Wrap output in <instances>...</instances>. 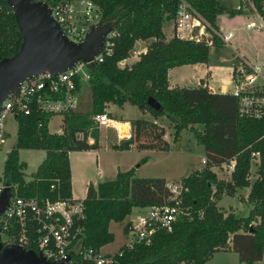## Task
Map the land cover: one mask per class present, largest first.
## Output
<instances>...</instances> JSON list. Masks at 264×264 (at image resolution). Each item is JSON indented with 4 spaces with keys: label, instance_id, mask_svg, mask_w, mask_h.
<instances>
[{
    "label": "trees",
    "instance_id": "16d2710c",
    "mask_svg": "<svg viewBox=\"0 0 264 264\" xmlns=\"http://www.w3.org/2000/svg\"><path fill=\"white\" fill-rule=\"evenodd\" d=\"M46 2L49 6L58 0H33ZM101 12L102 25H110L115 36L110 55L101 63L90 66L91 108L87 112L75 111L63 116L61 134H51L48 123L52 116L32 114L17 115V141L7 154L2 180L17 185L19 196L39 197L51 200L69 199L71 194L70 152L98 150L101 131L94 116L105 112L109 105L135 106L154 118H166L177 141L183 131L193 134L196 142L206 148V158L216 160L211 153L207 134L196 126H213L233 107L234 116H227L232 138L225 143L232 150L227 158L237 157L232 182L220 181L207 167L195 170L181 181L188 187L183 207L190 217H180L171 233L157 232L149 245L138 244L132 250H124L116 264H206L214 254L234 251L241 264H255L264 259V121L241 119L237 126L235 101L231 96L213 95L202 85L198 87H169L168 72L177 67L206 64L210 47L205 42L169 39L164 27L174 23L180 0H93ZM197 11L214 30L219 31L218 18L227 12L232 16L242 14L227 9L218 0H184ZM258 12L264 15V0H251ZM0 61L12 57L22 44L13 9L7 0H0ZM138 41L147 42V50L131 65L119 67L128 59ZM150 41V42H149ZM214 47L223 41L213 37ZM152 98L159 106L154 110L148 105ZM149 137L148 145L136 147L134 134L128 140L112 145L113 150L132 149L167 150L163 140L164 131L153 134L157 126L144 122H132ZM126 131V130H122ZM83 138L79 139L78 136ZM92 137L94 143L86 139ZM20 150H38L45 158L29 181L24 178L25 164L19 159ZM261 154L259 178L251 184L247 177L251 171V156ZM222 155L224 151H218ZM213 160V161H214ZM146 159L141 160V163ZM217 162V161H216ZM166 180L160 178H137L135 169L119 171L112 181L89 185L85 206V237L83 245L93 249L114 241L109 232L111 222L122 223L134 208L144 209L166 203L169 196ZM251 187L248 202L252 208L247 217L234 212L225 213L218 202L223 195L234 196L239 189ZM216 189V190H214ZM214 190V191H213ZM124 227V231H125ZM123 249V248H122Z\"/></svg>",
    "mask_w": 264,
    "mask_h": 264
},
{
    "label": "built area",
    "instance_id": "2783aa9c",
    "mask_svg": "<svg viewBox=\"0 0 264 264\" xmlns=\"http://www.w3.org/2000/svg\"><path fill=\"white\" fill-rule=\"evenodd\" d=\"M47 4L46 2H44ZM252 5V6H251ZM240 4L235 10L245 12L253 8L259 19L257 28L264 29V15L260 14L253 3ZM51 16L58 24L62 34L74 43H81L92 27L101 21V12L93 0H58L49 6ZM1 9V5H0ZM249 28L253 27L251 24ZM115 36L110 32L104 39L100 52L91 62L78 61L73 68L64 73L53 75L45 72L26 79L19 84L17 91L10 93L0 107V149L3 145L6 121L17 115L61 116L78 111L80 94L88 87L90 66L101 63L110 55ZM172 36L180 41L205 42L213 47V37L217 36L225 45H230L232 34L222 35L210 27L208 22L187 2L180 0L173 23ZM135 49L130 56L139 60L145 53ZM129 57L128 59H130ZM119 63L124 67L127 60ZM261 68L252 65L240 55L236 56L234 87L230 96L235 101L237 126L241 119L264 121V83ZM98 127L112 128L118 135L120 129L104 112L94 116ZM17 123V122H16ZM79 139L83 136L79 135ZM92 145V137L86 139ZM237 157L219 167L218 162L202 158L203 168L223 169L233 175L236 171ZM251 164L259 169L260 152L251 156ZM5 187L11 190V196L5 210L0 215V240L5 245H17L26 250H33L43 255L47 261L60 262L69 257L63 264H116L124 250H132L136 245H149L157 232L171 233L178 218L190 217L188 208L183 207V199L188 187L181 181H166L168 191L166 203L141 209L125 225V245L116 254H103L101 249L83 245L85 237V206L83 201L69 199L51 200L49 198L23 197L17 192V185L2 181L0 194Z\"/></svg>",
    "mask_w": 264,
    "mask_h": 264
},
{
    "label": "rangeland",
    "instance_id": "374dc122",
    "mask_svg": "<svg viewBox=\"0 0 264 264\" xmlns=\"http://www.w3.org/2000/svg\"><path fill=\"white\" fill-rule=\"evenodd\" d=\"M219 3L222 6H225L227 9H232L239 4V0H219ZM251 5V4H250ZM252 6V5H251ZM245 12H253L257 14L256 11L251 8L247 9ZM225 18H228L227 12L223 14ZM245 14H239V16ZM242 21L244 18H241ZM253 19V18H252ZM250 21L254 22V19ZM245 27L244 25L241 28ZM173 30V23L169 24L166 27V32H168L169 36ZM254 33V31L252 32ZM251 32H245L243 29L239 32V38L246 40L251 46L249 49L256 55L259 52V58L261 60V73H264V36L260 38H254V34ZM264 35V34H263ZM172 37V35H171ZM141 45H136L134 49L139 51ZM214 47V46H213ZM213 47H210L213 48ZM217 49V48H216ZM231 58L230 51L228 49H224L222 53L214 54L212 53L210 56L209 66H220L221 68L230 67L234 61L228 63H221L222 57ZM131 57V56H130ZM134 57V55H133ZM131 57L130 60L125 63V65H131L132 62L136 59ZM124 65V66H125ZM122 68V66H121ZM261 82V81H260ZM91 108L90 101V92L88 87L84 89L80 94V101L78 106V111L87 112ZM233 107L226 110V114L220 119H217L216 124L213 126H196L199 131L205 132L207 134V139L209 148L211 153H214V157H217L216 160L219 167L222 168L223 164H226L231 160V158H227L226 154L228 151L232 150L230 147H227L225 143H229L232 138V129L229 126V122L227 116H234ZM62 117L55 116L50 119L49 128L52 132H59L61 130L62 125ZM146 122H152V118L147 116ZM144 122V123H146ZM169 122L166 118H164V122L162 126L167 131L166 133V143L167 150H160L157 147L150 149V152H156L154 155L150 156L149 162L141 163L139 161L136 166L139 167V172L137 173L138 177L142 176H150V177H164L167 181H177L182 178L187 177L189 173L197 168L203 167L201 163V159L206 156V148L203 145H200L196 142L193 134L189 131H183L178 138L177 141L174 140V131L173 128H168ZM146 125H151L147 124ZM101 131V142L102 146L108 145L111 148V144L116 142L117 134L111 128L99 127ZM157 126L154 130H151L153 134L159 133V131L163 130ZM131 135L134 134L136 141L138 142L137 146L133 147H146L148 145V139L146 132L142 130L140 127H130ZM3 145L0 149V184L2 183V173L4 162L6 160L8 152L15 147L17 141V123L13 117H9L6 121L5 127V135H4ZM123 137V136H122ZM218 151H224V154H217ZM102 157H105L106 160H126L130 159L132 154L122 153V154H111L101 151ZM19 159L21 162L25 164L24 169V178L26 181H29L33 174L36 172L37 167L40 165L42 160L44 159V152L38 150H20L19 151ZM214 169V174L217 175L220 181H224L225 183L232 182L234 174L231 176L224 172L223 169ZM102 169V167H100ZM201 168L199 171H202ZM213 171V169H212ZM259 178V168L256 165H252L251 171L247 177V180L253 184ZM251 188V187H249ZM216 190V189H214ZM213 190V191H214ZM249 189L243 188L239 189L238 192L234 196L223 195L224 198L220 202V209L225 213L234 212L239 217H247L252 208V205L248 202V197L246 199V195L248 194ZM226 196V197H225ZM249 196V195H248ZM138 213L132 212L128 215L122 223L111 222L109 224V232L114 235V241L104 247L101 248V252L103 254H116L126 243V235L124 234V227L126 223L134 218Z\"/></svg>",
    "mask_w": 264,
    "mask_h": 264
},
{
    "label": "crops",
    "instance_id": "0c3cea01",
    "mask_svg": "<svg viewBox=\"0 0 264 264\" xmlns=\"http://www.w3.org/2000/svg\"><path fill=\"white\" fill-rule=\"evenodd\" d=\"M248 3L251 4L252 1L239 0V4L237 5L240 4L247 5ZM236 7L232 9L234 10ZM242 14L245 15L232 16L230 14H227L228 18L223 17L224 16L223 14L219 16L218 26L220 33L222 35H227L229 33L232 34L230 45L223 44V46L220 48L217 47L211 48L209 53V60L206 64L187 65L169 70L168 81L170 88L198 87L202 85L213 95L229 96L230 91L234 87V71H235V63H236L237 55L242 56L252 65L260 67L262 70V67L260 66L261 57L259 58L258 55L259 52H257V54L255 55L249 49V46L251 45L246 40L239 38V32L241 31V29H243L245 32H251V33L254 31V33H252L254 34V38H260L264 36L263 35L264 29L259 30L257 28V25L259 24V19L257 17V14H254L253 12H242ZM241 18H244L243 21ZM252 18L254 19V22L250 21ZM250 24L253 27L249 28L248 26ZM243 25L245 27L241 28V26ZM167 26L168 25L164 27L163 31L164 34L166 35V38L169 39L171 38L173 30L169 36L168 32H166ZM138 44L141 45L139 50H141L142 52H144L145 49H147V44H148L147 42L138 41L135 44V46ZM224 49H228L230 51V56L232 57L231 58H227L226 56L222 57L221 63H228L234 61L233 64L230 65V67H224V68H221L220 66H214V67L209 66L211 54L222 53ZM129 60L130 59H128L127 62ZM136 61H138V59H135L132 63ZM262 76L263 78H261V83H264L263 72H262ZM105 113L108 115L109 118L113 120L114 123L118 125V129L120 125L126 126L125 135L122 133L118 135L116 130L113 129L114 132H116L117 134V139L116 142L111 144V147L114 144H119L121 141L128 140L131 136L130 133L131 123L146 122L145 120L147 119V116H150V118H152V122H146L147 124L159 126L160 128L164 129V127L162 126V123L164 122V118H154L150 114L146 112H141L135 106H132L128 103L123 105L122 107H118L116 105H109L105 109ZM62 126H63V121L61 125V130L59 132H52L49 128V123H48L49 133L58 134V135L61 134ZM170 127L172 128V126L168 124V128ZM163 133H164L163 140H165L167 131L165 130ZM99 145L100 148L98 150L69 153L68 158H69L70 171H71V194H72L71 198L75 200L83 201L86 197V192L89 185H93L94 187H97L101 183L114 180L119 171L126 172L129 171L130 169H135V177L137 178H146V179L160 178L167 181V179L164 177L161 178V177H150V176H142V177L137 176V173L139 172L140 169L139 167H141V166H136L137 163L143 159H146V162L144 163L149 162L150 156L154 155V153L156 152H150L151 150H147V149H138V150L132 149L128 151L113 150L112 148H109L108 145L102 146L101 140ZM101 151L111 154L129 153L132 154V156L130 159H126V160H120V159L106 160L105 157H102ZM44 158H45V153H44ZM100 167H102V169H100ZM201 168H197L195 170H200ZM248 189L249 191L248 194L246 195V199L251 191V188ZM223 198L224 196L222 197V199ZM221 200L218 202L219 207ZM140 211L141 209L139 208H134L132 210V212H137V213ZM206 264H241V262L239 255L234 251H222L214 254L213 257L209 261H207ZM255 264H264V259Z\"/></svg>",
    "mask_w": 264,
    "mask_h": 264
},
{
    "label": "water",
    "instance_id": "95a60500",
    "mask_svg": "<svg viewBox=\"0 0 264 264\" xmlns=\"http://www.w3.org/2000/svg\"><path fill=\"white\" fill-rule=\"evenodd\" d=\"M22 35V44L12 57L0 61V107L6 97L17 91L19 84L29 78L48 72L61 74L73 68L78 61L91 62L100 52L110 25L97 24L91 28L81 43H74L64 36L44 2L33 0H7ZM148 105L159 110L152 98ZM11 196L9 187L0 194V215ZM50 262L33 250L17 245H3L0 240V264H63Z\"/></svg>",
    "mask_w": 264,
    "mask_h": 264
},
{
    "label": "bare ground",
    "instance_id": "6f19581e",
    "mask_svg": "<svg viewBox=\"0 0 264 264\" xmlns=\"http://www.w3.org/2000/svg\"><path fill=\"white\" fill-rule=\"evenodd\" d=\"M119 129H120V133H122L124 135L126 134V131H122V130H126V126L125 125H120Z\"/></svg>",
    "mask_w": 264,
    "mask_h": 264
}]
</instances>
